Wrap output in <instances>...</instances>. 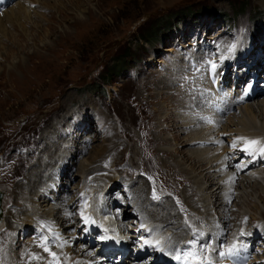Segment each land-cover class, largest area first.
Here are the masks:
<instances>
[{
	"label": "rangeland",
	"instance_id": "obj_1",
	"mask_svg": "<svg viewBox=\"0 0 264 264\" xmlns=\"http://www.w3.org/2000/svg\"><path fill=\"white\" fill-rule=\"evenodd\" d=\"M23 1L16 0L14 4L4 9L10 11L17 8ZM25 25L26 28L21 29V27L15 28L9 24L7 36L4 38L10 37V42L1 41L3 45L0 46V193L4 212V221L3 218L0 220V223L2 222L0 227L4 228L0 230V264H24L25 260L21 257V253H25L27 249L26 252H28L30 249L25 245L33 246L39 243V240L34 238V234H28L26 237H22L21 233L12 235L14 230L10 229L8 219L6 222L8 213L17 211L18 220L22 222L29 217L35 219V215L30 214L32 209L40 216L47 215L49 212L53 214L56 208L67 200H70L71 204L74 203L79 193L84 196L81 182L84 177L85 183V170L91 165L92 156L107 155L111 147L108 139L112 134L118 136L115 141L119 144L113 147L111 154L108 153L109 156L102 161L103 168H105L102 171L109 170V172L106 175L103 172V179L99 182L102 185L111 181L113 189L107 204L113 203L114 211L125 207L124 211L130 216H124L123 213L119 216V212L117 214L119 218H114V220L117 226L124 223L125 227L130 230L128 235L132 237L134 235L132 256L135 253V244L140 237L133 234L135 228L130 227V221L138 219L137 216L134 218L131 214L137 215L138 207L142 208L140 202L135 200L133 190L141 182H144L145 186L143 196L148 203L152 202L150 205L156 207L155 210L165 201L172 202L177 215H181L182 222L180 220V223L182 224L179 229H184L186 234L190 229L198 230L202 233L201 236H204L203 231L208 230L207 227L204 228V224L207 221L206 225L209 226V220L212 229L216 228L222 235L233 227V230L236 227L242 229L244 225L252 226L259 220L264 222V164H259L254 168L256 172L253 175L257 174V176L252 177V174H248L252 168L243 166L246 160H242L244 158L240 154L244 152L236 150L233 153L235 156L233 157L232 154L230 157L232 164L223 170V172L228 171L226 176L219 178L223 182L228 174V179L234 175L236 177L233 179L235 186L230 190L224 189L222 194L223 191L218 190L214 182L206 184L205 173L202 175L201 170L197 167L194 169L192 161H187V158L192 157V159L202 161L204 157L203 163L207 164L211 157V155L208 156L210 151L201 155L202 157L197 156L198 148L184 144L185 141L200 133L198 129L201 125L196 130L186 129L181 133L168 127L167 124L171 123V119L177 121L178 118L175 110L168 106L170 98L175 95L173 90H169L165 95V93L160 94L157 89L162 78L178 77L176 88L180 86V82L198 81V77L204 78L202 73L207 71L204 60H197L198 62L195 63L198 66L190 71L188 63L194 60L193 53L202 54L208 49L207 44L212 45L215 36L224 32L218 39H222L221 41L226 44L235 37V34L237 36L234 43L237 45L233 53L227 49L223 50L224 58L232 55L227 67V71L231 72L228 77L237 78L241 75V80L248 81L250 74H255V83L259 85V89L254 91V99L258 96L260 100H263L264 90L260 95L258 94L261 89L260 85L264 87L262 83L264 79V0H81L80 4L78 0H40L37 6H31L29 21ZM152 26H154L152 34L147 35H150V40H144L143 35ZM192 35L201 37V39L195 41ZM217 62L219 64L220 60ZM180 68H182L181 72ZM223 70L225 68L221 71ZM258 75L260 76L259 82H257ZM150 90L152 93L148 92ZM196 90L197 88L195 92ZM237 90L239 89L236 88V92ZM241 93L242 90H239L232 98L235 101V109L232 113L233 120L236 118L234 121L242 119V112L247 114L245 105L250 103L255 105L257 102L252 99L239 103ZM166 97L168 101H165ZM190 99L195 103L194 95ZM195 107H193L194 110ZM240 107L243 109L241 110ZM101 113L111 117L110 125L115 130L110 128ZM163 115L166 117L161 118ZM193 116H196V113H193ZM159 125L161 129L163 126V130L159 128ZM98 129L101 131L98 132ZM176 135L181 137L182 142L174 144ZM230 136H224L226 142L238 135L235 133ZM237 138L233 137L231 147L227 148L230 154ZM139 141H141L140 144ZM144 141L147 142L144 143ZM102 145L105 146L102 147ZM236 146L243 148L244 143L237 142ZM176 147L182 150V153H174L178 164L172 167L165 163V159L168 160L170 156L168 151L173 153ZM60 149L70 150L73 157L61 164L53 161V167L48 168V172L51 174L58 171V177L61 175L60 180L64 182L67 178L70 179L65 186L66 190H69V197L65 201L62 194L64 188L61 187L59 191L61 185H58L55 195L52 191L48 194L49 198H46L45 188L40 190V187L36 189L29 187L30 177L33 182L35 180L33 174L38 173L41 166L46 164L45 162L48 163L52 157L62 153ZM106 149L107 152L104 153ZM206 155L207 158H205ZM237 165L241 167L238 169ZM183 171L188 172L186 177ZM117 174L119 177L113 180L112 177ZM247 178L251 179V183L246 184ZM105 179H108V182ZM254 180L257 184L253 187L251 184ZM52 182L54 180L48 183L49 187L53 184ZM21 183L32 195L35 193L43 195V199L39 201V207L34 208L33 205H29L20 208L17 204V196ZM77 187H79L78 191ZM154 193L159 199H153ZM117 194L120 197L114 198ZM217 194H222L224 199H229L225 212L222 210L218 212L212 208L216 198H211ZM51 198L54 203L50 202ZM91 198H89L90 201L97 203L96 198ZM208 198L210 200L206 201ZM190 202H197V204L192 207V205L189 206ZM135 203H138V207L134 205ZM81 205L82 202H79L78 206L81 207ZM184 207L189 209L188 214L182 209ZM66 210L64 213L67 212ZM69 210L72 211V209ZM204 212L206 215L210 214L209 220L197 216V214L202 216ZM20 214H24L26 218L21 220ZM225 216L227 217L226 224L223 226L220 220ZM142 217L148 219L145 215ZM80 218L83 223L81 215ZM71 219L75 221L74 216H71ZM185 220L188 221L187 224ZM28 225L31 226V222ZM29 226L24 228L26 232ZM221 226L225 228H220ZM73 228H76L75 223ZM69 231L77 238L73 241L75 247L81 245L84 248L89 247L86 242H82L76 229L75 232L72 229ZM257 233H254L256 238L262 236L263 232L260 236H257ZM9 234L12 237L7 236ZM63 234L65 239L68 237L72 239L70 234L66 233V229L63 230ZM214 234L210 232L205 236L211 235L209 238L211 242L215 237ZM230 234L226 243L224 239L217 242L220 250L221 246L227 247L229 237L232 240L233 235L230 236ZM124 238L132 239L131 237ZM147 240L148 238L145 241ZM255 246L259 245L255 243ZM144 248L141 246V253ZM188 248V251L191 249L196 252L197 250L196 247ZM90 249L94 250L92 247H89ZM149 252L152 250L150 249ZM241 252L237 256L241 261L240 264H258L259 260H264V254L262 256L258 253L253 255L252 252L251 256L254 259L252 261L248 259L247 254L243 256ZM95 253L97 257H101L97 251ZM145 254L149 256L148 264H155V262L151 263V260H154L153 254ZM136 257L138 256H135V260L127 259V264L131 261L134 264L144 263L145 259L141 256L138 259ZM95 259L98 258L95 257ZM216 259L226 263L225 259ZM28 260L31 261V259ZM136 260H140L141 263ZM233 261L231 258L228 263Z\"/></svg>",
	"mask_w": 264,
	"mask_h": 264
},
{
	"label": "bare ground",
	"instance_id": "obj_2",
	"mask_svg": "<svg viewBox=\"0 0 264 264\" xmlns=\"http://www.w3.org/2000/svg\"><path fill=\"white\" fill-rule=\"evenodd\" d=\"M39 1L40 0H24L22 3L20 2L21 4L17 8H13L10 11H6L5 9H2V15L0 14V42L1 41H7V42L9 41L10 42V37H8V39L4 38V37L7 36V34H6L8 32L7 31V29H8L7 26L9 24L14 26L15 28H19V27H21V29H25L26 28L25 24L29 21V16H30V13H31V6H33V5L37 6V3H39ZM78 2L80 4L81 0H78ZM21 21H22V23H20ZM23 32H25V31H23ZM241 40H242V38L239 41L241 42ZM188 44H190V43L188 42ZM2 45H3V43L1 42L0 46H2ZM179 52H180V50H179ZM193 56L195 57L194 60H199L200 59L199 57L201 56V54L193 53ZM230 61H231V59L226 61L224 64H222V62L219 63V65L217 67V68H219V70L217 72V76L220 79L216 77L217 87H212L211 86V84H210V82L208 81V78H207V71H204L202 73V77H204V78H200V77L197 78L198 81H196V80L195 81H191L190 80V81H187L185 83H181L180 82L179 85L182 86V87H180V86L178 88L175 87V85L177 84V81H178V77L177 78L174 77L173 79H167V78L163 79L162 78V80L159 82V85H157V87H158L157 89H159V93L160 94L161 93H165V95H167L169 90L170 91L173 90V92H174L173 94L175 95V96H172L170 98L171 100H170V103H169L168 106H170L171 109L173 108L175 110L174 111L175 115L178 118H177V121H175V120L172 121V119H171V123L167 124L168 127L170 126L171 129H173V131H175V132L177 131V132L181 133V132H184L186 129L187 130H191V131L196 130L201 125V128L198 129V130H200V133L197 134L195 137H192V138L188 139L187 141H185L184 144L185 145L186 144H190V146L194 145V147L198 148L196 150L197 151V156H201V155L206 154L207 152L210 151V153L208 155V156L211 155V157L209 158V162L207 164L203 163L204 157L202 158V161L196 160L195 158L192 159V157H188V156H187L188 158L187 157L186 158H187V161H189V162L192 161V163L194 165V169L197 167V169L202 171V175L205 173V183L207 184V182H211V184H213V182H214V184L217 187V189L223 191L222 194L224 193V189L230 190L231 188H233L235 186V184L233 182L234 181L233 179H236V177L234 175H232V177H230V179H228L227 177H228L229 174L227 175V177H225L226 179L223 182H221L220 179H219L221 177L226 176L225 174L228 171L226 170L225 172H223V170L225 169V167H229L232 164L231 163L232 159L230 160V157L232 156L233 153L230 154L228 152L227 148L231 147V143H232L233 140L232 141L228 140V142H226L224 136L226 135L227 137H231L230 136L231 134L235 135V133H236L238 136H234L235 138L236 137H244V138H246L248 140H257V141H259V144L256 145L257 148L260 147L261 145H264V99L260 100L258 96H257L256 99H254L255 93H254V91H252L254 93L252 99L255 100L254 102L257 101L256 104L253 105L251 103L250 104L246 103L247 105H245L244 108H245L247 114H244V112H242V114H241V115H243L242 119L240 118V120L238 119L239 121H234L236 119L235 118L233 120L232 113H233V110L235 109L234 108L235 101H233L232 98L235 96V94L240 89L237 90V92H236V87H237L236 86L234 88L235 90L233 92H231L230 89L228 88V86L225 85V81H227L229 79L230 80L232 79L231 81L233 82V80H234V83H236V85H238L240 83V81H242L241 80L242 77H241V75H239L237 78H234V77H230L229 78L228 77L230 75V73H231L230 71H227V67L229 66V62ZM178 66H180V65H178ZM204 66H206L205 62H204ZM182 68H180V72H181ZM223 68H225V70H223L224 73H223V71H221ZM204 73L206 74V76L203 75ZM259 78H260V76L258 75L257 82H259ZM179 79H181V78H179ZM204 81H205V83H204ZM244 81H245V79H244ZM199 82H201V83H199ZM165 85H167V86H165ZM256 85L259 87V85L257 83H256ZM260 87H261V89H260V93L258 95H260L262 93V89L264 88L262 85H260ZM195 88H197L196 92H195ZM215 88H216V91H215ZM206 90H207V92H206ZM148 92L152 93L151 90L148 91ZM202 92L204 93L203 95L200 94ZM193 95L196 97L195 103H193L192 102L193 100L190 99L191 96H193ZM167 99H168V97H166L165 101H168ZM148 101H149V99L147 100V102ZM238 102H239V100H238ZM192 105L196 106L195 110L193 109L194 106H192ZM240 108H241V110L243 109V107H240ZM73 113H74V111H73ZM193 113H196V116H193ZM101 115L103 116V118L106 119L107 124H109V126L111 128V125H110L111 117L107 116V114H105V113H101ZM146 117H147V115H146ZM164 117H166V116L163 115L161 118H164ZM204 117L208 118V120H210L211 122L209 123V122H207V120L202 119ZM150 121H148V122L150 123ZM137 122H139V121H137ZM164 122H165V120H164ZM149 125L150 124H148V126ZM160 125H161V123H160ZM160 125H159V128L161 129ZM191 125H192V128H191ZM99 129H98V132L101 131ZM111 129H114V128H111ZM161 130H163V126H162ZM116 138H118V136L115 135V134H112V136L109 137L108 141L111 143L110 150L108 152H107V149L105 150V152L103 151L104 153L107 152L106 153L107 155L105 154L106 156H104V157L102 155H100V154L92 156V160L90 161L91 165L88 166V168L85 170V173H86L85 174L86 175L85 178H86V180H85V183L82 184L83 185L82 186L83 193H84V196H82L83 197L82 209H83V214L85 216H90L92 219H94L96 222L100 223L102 226L105 223L110 222L112 227L119 234L118 228H117V224L114 221L112 215L109 214V212L113 210L112 209L113 203H109L110 202L109 201L108 202L109 204H106V206H107L106 209H104V207L101 208L102 196L96 192V184H100L99 181H102V179H103L102 177L104 176L103 172H101L103 169H105V168H103L102 161L105 160L106 157L109 156V154H111L110 152H111L113 147L118 146L117 144H119V143H117L115 141ZM145 142H147V141H144V143ZM180 142H182L181 141V137H179V135H176L175 139H174V144H178ZM72 143H73V141H72ZM140 143H141V141H139V144ZM239 143L242 144L244 142L243 141H239ZM164 145H166V144L164 143ZM224 145H226L227 147L224 146ZM104 146L105 145H102V147H104ZM238 147H240V146H238ZM162 148H163V146H162ZM136 149H138V147ZM69 151L70 150L62 151V153H59V155L56 156L57 158L56 157H52L48 163L45 162L46 164H44V166H41V168L39 169L40 171H38V173L36 172V173L33 174V178H35V180L33 182H32L33 179L30 177L31 183L29 184V187L32 186L34 189L40 187V190H41V188H42V190L45 188V194H47L46 198H49L50 196L48 194H51V191H52L53 195H55L56 190L58 188V185H61L59 187L60 188L59 191H61V187L64 188V189H62V191H63L62 194L64 195L63 198H64V201H65V199L67 197H69V195H68L69 194L68 193L69 190H66L65 186L68 184L67 181H69L70 179L67 178L66 182H64L63 180H60L61 179V175L58 177V175H59L58 171H56L54 173L52 172L50 174L48 172V168H52L53 167V164H52L53 161H55V162L58 161V164H59V161L61 163H64L63 161H65V162L69 161L68 159L70 157H73L71 155V152H69ZM145 151L147 152V150H145ZM142 152H143V150H142ZM133 153L136 154V151L133 150ZM174 153L175 154L176 153L177 154L182 153V150H180L178 147H176V149L174 150L173 153L168 151V154H170V156L168 157V160L165 159V163H168L169 166L172 165V167H175L176 164H178L176 162V159L174 158V157H176ZM208 156L206 155L205 158H207ZM172 159H173V161H172ZM112 164L113 163H111V165ZM169 166H167V167H169ZM112 173H116V172H112ZM183 173L185 174V177H186V175H188L187 174L188 172H186V171H183ZM139 174H142V173H139ZM200 175H201V173H200ZM118 177L119 176L117 174L115 177H112V178H114L113 180H116ZM215 177H217V178L215 179ZM248 178L246 179V184L251 183L250 182L251 179H248ZM138 179H137V181H138ZM53 180H54V182H52L53 184L51 185V187H49L48 183L50 181H53ZM190 181L192 183L191 179H190ZM125 182H127V181H125ZM244 182H241V183H244ZM256 182H257L256 180L252 181L251 186L252 185H253V187L256 186V184H257ZM41 184H43V185H41ZM197 186H198V183H197ZM238 186L241 187V185H238ZM144 187H145L144 186V182H141L133 190L134 191V195L136 197L135 200L137 199L140 202L141 207L143 208V213L148 217V219L151 221V223L159 224V227H161V230H163L164 235L160 232L161 231L160 229L156 228L155 231H154L153 238L149 237L148 240H147V241H151L152 244L155 245V246H149V244H143V243H145V242H143L142 243L143 245H141V246L142 247L144 246L145 248L142 251V254L143 253L144 254L145 253H152L153 257H154V260H155V257H157V254L161 255V257L163 256L162 255V251H160V248H163L164 249V254L166 255L167 259L171 260V257L168 258V254H170L171 252H176L178 247H180L181 251H183V252L185 250H187V248L189 247L188 242L182 243V241L186 238V236L183 237L182 241L180 240L181 237L183 236V234L185 233L183 231L184 229H181V228L179 229V227L182 224V223H180V218L181 217H180V215H177V212H176L177 210L175 208H173L172 202L170 203L169 200L165 201L162 204V206L158 207L155 210L156 207H152V205H150L152 202L148 203V201H146L144 196H143V195H145ZM19 189H20V192L18 193V196L17 195L16 196H17V204L20 206L21 209L26 207V206H29V205H33L34 208L39 207V201L43 199V195H40L39 193H35V194L32 195L31 192H28V191L25 190V186H24L23 183H21L19 185ZM234 189L236 190V188H234ZM221 195L217 194V195H213L212 196L211 199L216 198L215 199V203L212 205V208H214L215 211L217 210L218 212L220 210L225 212L227 207H228V205H229V199L228 198L224 199ZM91 197L92 198H96L97 199V203H94V202L90 201L89 198H91ZM131 197H132V195H131ZM204 197H205V195H204ZM44 198H45V195H44ZM222 198L224 200H222ZM148 199H150V198H148ZM209 200L210 199L208 198L206 201H209ZM67 202L69 203L70 200H67L66 202L61 204L60 207H57L55 213L52 214V212L51 213L49 212V213H47V215H44L42 217L50 216V217L56 219L57 222L53 221L54 224L51 225V226H55V228L58 231H60V229H59L60 227L63 230L66 229V233H69L70 237H72V239L68 237L69 240H67L68 238L67 239L64 238V240H63V238H62V241H67V243L64 244L63 247H60V245L58 246L57 244H54L55 245V247H54V246H52L53 243H51L49 245L50 252H55L56 253V257L51 256L49 252H45L44 249L39 246L40 245L39 243L33 244V246H31L32 248L29 249L30 252L29 251L26 252L28 250L27 249L25 251V253L24 252H22L23 254L21 253V257L25 260L24 264H46V263L47 264H111L108 260L104 259V257H102V256L101 257H97V254L95 253V251H96L95 249L94 250H91V249L89 250V247L84 248V247H82V245L80 247L79 246L75 247V244H74L73 241H75L77 238H75L73 235H71V232L69 231V230L72 229V231L75 232L76 228H73L75 221L73 219H71V216H72L71 215V211L69 209L66 210V208H65ZM115 202H116V200H115ZM84 203L87 204L88 206L85 207ZM195 204H197V202L196 203L190 202L189 206L192 205V207H194ZM114 207H116V205ZM125 209L126 208L123 207L121 210H119V209L117 210L118 213L120 212L119 216H121L122 213L124 214V216L127 215L128 212H125L124 211ZM208 209H209V207H208ZM65 210L67 211L66 213H64ZM112 212L115 214L114 210ZM18 214L19 213L17 211H13V212L8 213V215L6 217V222H7V219H8V223H9L8 225H10V229L14 230L12 232V235L13 234H15V235L20 234L21 233L20 229L25 228V227L27 228V226H29L28 223H30V222H31V224L36 225L34 223L36 221V218L34 219V218L29 217L28 219H24V218H26L25 216H23L24 214L23 215L20 214V219L21 220L24 219L21 222L20 220H18V217H19V216L17 217ZM30 214L31 215H35V217L40 215L38 212H35L34 209H32V213H30ZM197 216L203 217L204 219L206 218L207 220L210 219V214L206 215L205 212L203 213L202 216L199 215V214H197ZM127 217H130V216L127 215ZM116 218L118 219L119 217H116ZM182 218H183V216H182ZM226 218L227 217L225 216L224 218H222L220 220L223 226H225V224H226L225 223L226 222L225 221ZM148 219H146V220H148ZM196 220H198V219H196ZM3 221H4V218H3ZM181 222H182V220H181ZM209 222L211 223L210 220H209ZM130 223H132V221H130ZM221 223H220V225H221ZM198 225H200V224H198ZM204 225H205V228H206L207 227L206 223ZM223 226H221L220 228L224 229L225 227H223ZM31 227L32 226L28 227L27 232L30 231ZM81 227H83V234H85V233L90 231V229L87 226H84V222L82 223ZM162 227H163V229H162ZM37 229L38 228H34L33 230L32 229L31 230H32V232H34V231L36 232ZM46 229H45V231H46ZM85 229H87V231H85ZM105 229H107V228H105ZM165 229L169 230L170 233L167 234L166 232H164ZM223 229H221V230H223ZM119 230H121L123 232V234L124 233H126V234L128 233V229H127V227H125L124 223H122L121 226L119 224ZM131 230H132V228H131ZM205 231H208L207 234H209L211 232L210 230H205ZM257 232L259 233V230H257ZM258 233H257V235H258ZM12 235L9 234L7 236L12 237ZM259 236H260V234H259ZM118 237L123 241V245L125 246V248L129 250L130 249V244L132 243V239L129 238L131 236L128 235V234L126 235V238H129L128 240L125 239L124 237H121V236H118ZM157 241H159V244L156 243ZM67 248H68V251H66ZM146 249H147V252H146ZM150 249L152 250V252H149ZM9 251H11V250H9ZM196 252H197V250H196ZM241 253H242L243 256H245V254H246L244 251L241 252ZM16 254H15V256H16ZM32 254H36L37 256L40 257V259H32L31 258ZM18 257H20V256H18ZM95 257L98 258V259H95ZM127 257H130V255H127ZM115 258H116V256H115ZM126 258L123 259L122 264H124V263L127 264L128 263V260H127L128 258L127 259ZM28 259H31V261L29 262ZM163 259L165 260L164 257H163ZM154 260H151V263L154 262ZM168 260H166L167 264H181V261H178V263H175V262H172V261L169 262ZM215 260H216V262H214V264H227V263H225V261L224 262L223 261L219 262V260L216 259V258H215ZM233 260H234L233 262H229L228 264H240V262H241L237 257L235 259H233ZM10 262L12 263V261H10ZM112 263H115V262H112ZM17 264H19V263H17ZM115 264H117V263H115ZM130 264H134V262L131 261Z\"/></svg>",
	"mask_w": 264,
	"mask_h": 264
},
{
	"label": "snow or ice",
	"instance_id": "obj_3",
	"mask_svg": "<svg viewBox=\"0 0 264 264\" xmlns=\"http://www.w3.org/2000/svg\"><path fill=\"white\" fill-rule=\"evenodd\" d=\"M231 51V49L229 50ZM221 59H223V57H221ZM218 65L214 60H208L206 62V70L208 71V73L210 75H212L213 77L215 76L216 73V69H217ZM199 70V69H197ZM246 94V93H245ZM203 95V94H201ZM202 119L207 120V122H211L210 120H208V118L204 117ZM239 141H243L244 142V146L243 148H241V151L247 152L248 155H255L257 153H259L260 155L264 156V145H261L260 147H256V145L259 144V141L257 140H248L244 137H238L236 141H234L232 147H236V143ZM241 166L237 165V168L239 169ZM153 199H159V197H157L155 195V193L153 194ZM88 205L85 204V207H87ZM81 216L83 218V222L85 224H95L96 221L94 219H92L90 216H85L83 213H81ZM49 231H51V229L49 228ZM85 231H87V229H85ZM105 232H107L108 230L105 229ZM241 234H243V230H241ZM195 235V233H194ZM42 239L45 241V244H41L39 245L40 247H42L44 249L45 252H50V247L49 246H45L48 243V237L47 236H43ZM59 238L58 236H54L52 238L53 242L57 241ZM99 239L101 240H108V239H113L115 240V237H108V236H101L99 237ZM116 243H119L118 240H115ZM67 241H61L60 242V247H63L64 244H66ZM157 244H159V241L156 242ZM145 244H149V246H155L152 244L151 241H145ZM196 244V239L189 241L188 245L190 248L194 247ZM52 246H55L54 243L52 244ZM211 247V243H209L208 245H201V248L207 250L208 248ZM242 246L238 245L236 243L232 244L230 247H228L227 249H224L223 246H221V250H219L217 252V255L220 257V259H228V258H233L235 259L238 254L241 251ZM160 251H164L163 248H160ZM91 254V253H90ZM50 255L53 257H56V253L55 252H50ZM187 257H192L191 260L187 259ZM32 259H40L39 256H37L36 254H32ZM176 260L181 261V264H205V261L203 260L202 257H199V253L197 252H192V251H188L185 250L183 253L177 251V253L175 254L174 257ZM207 264H213V261L208 260Z\"/></svg>",
	"mask_w": 264,
	"mask_h": 264
},
{
	"label": "trees",
	"instance_id": "obj_4",
	"mask_svg": "<svg viewBox=\"0 0 264 264\" xmlns=\"http://www.w3.org/2000/svg\"><path fill=\"white\" fill-rule=\"evenodd\" d=\"M153 30H154V26H152L148 31H147V33H145L144 35H143V37L142 38H144V40H147V41H149L150 39V35L149 36H147L148 34H152V32H153ZM126 58V56H122V58ZM121 58V59H122Z\"/></svg>",
	"mask_w": 264,
	"mask_h": 264
},
{
	"label": "water",
	"instance_id": "obj_5",
	"mask_svg": "<svg viewBox=\"0 0 264 264\" xmlns=\"http://www.w3.org/2000/svg\"><path fill=\"white\" fill-rule=\"evenodd\" d=\"M0 212H1V208H0Z\"/></svg>",
	"mask_w": 264,
	"mask_h": 264
}]
</instances>
